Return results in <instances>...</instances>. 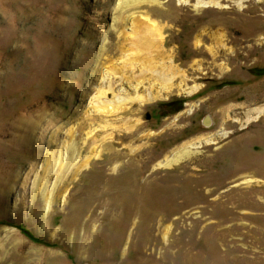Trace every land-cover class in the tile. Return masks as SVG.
I'll use <instances>...</instances> for the list:
<instances>
[{
    "label": "rangeland",
    "instance_id": "rangeland-1",
    "mask_svg": "<svg viewBox=\"0 0 264 264\" xmlns=\"http://www.w3.org/2000/svg\"><path fill=\"white\" fill-rule=\"evenodd\" d=\"M132 1L0 0V264H264V0ZM132 16L159 32L151 64L173 87L82 131L100 66L137 61L139 94L159 90L143 54L125 58ZM76 126L98 155L67 169Z\"/></svg>",
    "mask_w": 264,
    "mask_h": 264
},
{
    "label": "bare ground",
    "instance_id": "bare-ground-1",
    "mask_svg": "<svg viewBox=\"0 0 264 264\" xmlns=\"http://www.w3.org/2000/svg\"><path fill=\"white\" fill-rule=\"evenodd\" d=\"M139 1H142V0H138V1L136 0V1L127 3V5H129L127 7H132L133 5L135 6L137 2ZM147 1H153V0H147ZM121 8L122 7H118L117 10ZM117 19H118V23L122 25L124 22L123 21L124 19L123 18L120 19V17ZM144 20L146 21V23L139 25L138 23H136L135 18L132 16L129 19V25H130L128 28L129 33L126 36H124V34L122 33L123 39L125 37L133 39V41H131L130 43L131 46H129V48L125 52V58H127L128 60H133V57H132L133 54H138V55L143 54V58L147 63L141 62V65H142L141 71L145 72V71L150 70L151 74L152 75L154 74V78L159 82V85L157 86L159 90L156 92V94H152L148 91H147L148 93H146L145 95L139 94L137 89L140 87V85H142V82L144 81V77L140 78L139 74L135 75L133 73V68H135V64L136 63L137 65L139 64L137 61L135 62L129 61L127 65L124 62L125 60L123 57L122 67L121 66L116 67L113 65H109L107 70L105 71V74L104 73L101 74L102 66H100V70H98L97 72L98 73L97 78H99L102 75L103 76L101 79L102 82L97 86L93 85V87L91 88V84L93 83L94 80L90 81L89 79L87 81V83L89 82L87 87L82 92L83 96H87V99L90 98L87 106L89 105L92 106L93 104H95L97 106L96 108L97 112L96 114H92L91 112L88 111V109L81 110L80 112H76V115L77 114L79 115L78 120H80V123L78 124H80L81 126L84 127L88 123L92 124L94 122H97L98 120L103 121L104 117L108 116L109 114L113 115L119 112L126 111V108H127L126 104L129 101H132L133 99H138L140 102L151 101L155 99L158 95H161L164 91L167 92L171 89V87H173L172 81H173L176 71L174 70L172 65H166L164 62H161L163 71H157L156 65L151 64L156 61L154 60V56L151 54L150 49L152 46L156 45L157 42H160L159 38H157L156 36L159 34V32L157 31L156 28H154L153 22H151L148 17L144 16ZM119 34L120 32L118 33V36ZM97 80L98 79H96V82ZM123 80L128 81L129 83H131V81L135 82V84L131 86V88L133 89V95H134L133 97H131L130 95H126L124 88L122 86ZM178 87L180 88V90L186 92L187 94H190L192 91L195 90V87L194 88L193 87H183L181 86V83L179 84ZM92 91H93V96H91ZM110 94L112 95L111 98L109 97ZM262 110L263 109L260 107H257V108L254 107V108L249 109L248 111H246L245 119L243 120V122L247 123V122L252 121L254 118L256 119V117H258L262 113ZM39 117L41 121L44 118V116L41 114L39 115ZM23 123L27 125L28 128L30 129H34L35 127L39 126V123H37V121L33 122L32 120L31 121L29 120ZM83 127L76 126V127L69 128L66 131V136L69 137V140L67 141L63 140L60 143L61 147L60 148L58 147L57 154H55V155H58L57 158L60 161H64V157H65L66 162L68 163V164L66 163L67 169H68V166H70V164L72 165L70 161L73 159L74 154L75 153L78 154V152L82 148L83 149L88 148V151H87L88 153H86L85 159L82 161L83 163L82 164L80 163L79 165L76 166L78 168L80 167V165L85 166L92 157L98 155L96 146H92L91 148L89 147L90 146L89 142L91 141L90 139H92L93 137L95 129L89 128L88 131H85L84 132L85 143L82 141L83 145H78V141L80 140L78 130L79 128H83ZM85 129L86 128L84 127L82 131ZM52 138L49 140V142L51 143L53 141L55 142L60 141L58 131H55L53 133ZM191 143L192 142H189L188 144H191ZM60 149L62 150L60 151ZM182 152L183 151H179V150L176 151V153L172 154L171 156L166 157L163 160V162L161 161L160 164L170 165L172 163L179 162L181 159L188 156V153H189L188 151L187 152L185 151L184 157L181 158L183 156ZM56 159H55L54 154L51 153L50 155H48L47 160H46L45 170L47 171L55 170L56 171L57 170L55 168V165H57V162H55Z\"/></svg>",
    "mask_w": 264,
    "mask_h": 264
}]
</instances>
